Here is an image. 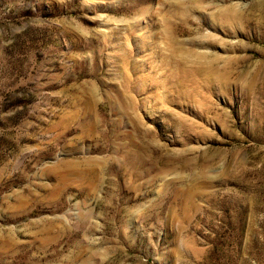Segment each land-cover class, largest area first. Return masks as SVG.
<instances>
[{
    "label": "rangeland",
    "instance_id": "obj_1",
    "mask_svg": "<svg viewBox=\"0 0 264 264\" xmlns=\"http://www.w3.org/2000/svg\"><path fill=\"white\" fill-rule=\"evenodd\" d=\"M0 264H264V0H0Z\"/></svg>",
    "mask_w": 264,
    "mask_h": 264
}]
</instances>
